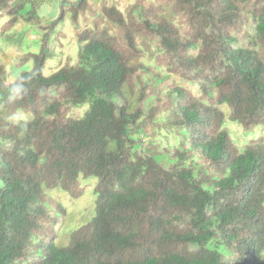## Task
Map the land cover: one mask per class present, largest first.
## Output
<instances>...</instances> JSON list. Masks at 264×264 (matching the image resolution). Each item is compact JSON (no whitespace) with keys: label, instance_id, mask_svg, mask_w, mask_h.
<instances>
[{"label":"trees","instance_id":"obj_1","mask_svg":"<svg viewBox=\"0 0 264 264\" xmlns=\"http://www.w3.org/2000/svg\"><path fill=\"white\" fill-rule=\"evenodd\" d=\"M110 1L53 0L44 23L48 0H0V38L43 33L12 83L0 63V264H264V135L227 127L264 128V0ZM67 16L78 60L45 77ZM93 178L95 215L57 246L46 190Z\"/></svg>","mask_w":264,"mask_h":264},{"label":"rangeland","instance_id":"obj_2","mask_svg":"<svg viewBox=\"0 0 264 264\" xmlns=\"http://www.w3.org/2000/svg\"><path fill=\"white\" fill-rule=\"evenodd\" d=\"M91 3H95L99 6L97 0H89ZM135 0H111L110 5H115L123 12L127 13L129 7L134 3ZM59 8L54 4L53 0H48L47 4L42 8L40 14L42 22L48 23L55 20L58 16ZM93 18L88 16V21L83 22V27L93 28ZM4 23V20L0 21V26ZM58 31H61L63 36H53L51 47L53 48V59L47 61L43 75L45 77L57 72L67 62L74 65L78 60L79 45L75 38V32L70 24L69 16L66 17L63 24L59 27ZM113 31V29H112ZM42 31L32 25H27L20 22L15 28L9 33L12 38L8 40L5 36L0 38V63L6 66V72L9 75L1 73L2 78L5 79L6 83H12L18 72L15 70V66L19 63L21 56L28 52H38L41 46ZM146 59H142L145 61ZM26 71H31L32 66L29 64L24 68ZM8 77V78H7ZM88 105L74 108L70 114V118L80 119L88 109ZM33 116L26 112L17 113L12 120L15 121H29L32 120ZM227 127L230 129L232 137L238 143L240 147L244 146L250 139L257 138L260 134L264 135V128L257 129L254 135L243 133L242 128L235 124L228 122ZM161 139V137H157ZM172 142L173 140L170 139ZM96 183V179L84 181L83 186L86 189V193L78 200H74L69 197L68 194L63 192L61 189L50 190L46 192L59 201L67 210V219L58 228V237L56 244L59 247H65L69 242V237L72 231L81 227L89 219L95 215L94 207V196L92 189Z\"/></svg>","mask_w":264,"mask_h":264}]
</instances>
